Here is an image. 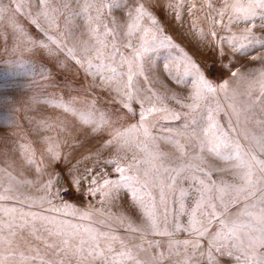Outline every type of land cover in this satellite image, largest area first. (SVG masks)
<instances>
[{
	"label": "snow or ice",
	"instance_id": "obj_1",
	"mask_svg": "<svg viewBox=\"0 0 264 264\" xmlns=\"http://www.w3.org/2000/svg\"><path fill=\"white\" fill-rule=\"evenodd\" d=\"M40 6L35 15L26 13L37 29L34 36L14 15L8 17L23 44L20 50L55 67L72 62L85 79L91 78L89 90L98 87L109 94L112 109L98 111L92 104L79 113L74 127L83 139L77 138L66 153L65 142L53 143L50 137L44 138L47 147L40 160L30 145L16 149L23 150L25 171L36 177L21 176L18 183L38 185L44 195L18 197L11 183L0 191V201L21 206L0 207V264H224L225 259L228 264H264V118L256 121L258 133L239 128L248 109L236 104L237 97L247 96L251 105L257 86L264 104V71L257 79L236 67L248 56L264 60L253 55L256 48L264 49V0H223L218 7L208 3L215 15H206L207 30L197 29L193 20L182 46L157 12H171L173 19L182 20L184 3L75 0L73 6L70 0L59 5L40 0ZM187 7L194 14L195 4ZM24 8L22 0H15L16 12ZM105 8L111 16L108 23ZM113 9L120 10L119 18ZM8 10L0 6V22ZM79 16L88 24L90 39L70 46L72 19ZM61 17L64 29L57 23ZM163 46L177 55L161 72L148 54ZM45 74L51 82L53 72ZM222 111L228 116L226 125L219 119ZM181 120L182 128L154 134L161 122ZM13 126L20 125L14 120ZM158 140L172 144V150L161 151ZM122 150L125 155H119ZM212 156L231 166H205ZM173 157L195 163H165ZM214 172L219 180L213 179ZM229 173L232 183L224 179ZM8 179H14L10 173ZM241 200L246 202L243 208L230 211ZM252 200L260 205L258 212ZM116 206L128 217L106 210ZM113 223L126 234L117 235ZM25 231L43 243V250L32 246ZM149 235L166 238V243L149 240Z\"/></svg>",
	"mask_w": 264,
	"mask_h": 264
},
{
	"label": "rangeland",
	"instance_id": "obj_2",
	"mask_svg": "<svg viewBox=\"0 0 264 264\" xmlns=\"http://www.w3.org/2000/svg\"><path fill=\"white\" fill-rule=\"evenodd\" d=\"M25 3V8L21 12L15 11V0H0V6H7L8 12L6 13L3 22H0V191L8 187L11 183L16 195L18 197H33L39 198L44 193L39 190L38 185L18 183L21 176L27 180H35L34 175H29L25 169L28 167L26 160L23 159L21 151L16 149L20 145L31 146L35 149V157L37 160L41 159L40 152L45 150L47 145L44 143V138L50 137L51 141L55 143L57 140L65 142L63 145V152H68L69 146L77 143V138L82 140L83 136L79 134L78 125L79 113H82L88 105L95 104L97 110H103L105 107L111 111L112 101L109 94L101 88H94L89 90L90 77L85 79L84 72L81 70L77 72L76 68L72 66V62L68 65H61L55 67L51 65L47 60L43 58H37L30 56L27 52H22L20 49L23 47L21 39L18 34L14 33L12 25L8 22V17L15 16L20 26L33 36L37 34V29L31 23L27 16V12L31 11L35 15L38 11L42 10L40 6V0H22ZM50 4L59 5L62 0H48ZM75 6V0H70ZM85 0H80L83 4ZM90 3H107L108 0H88ZM131 2V0H130ZM144 3H152L153 0H143ZM162 3H184L181 15L182 20L177 18L173 19V13L164 10H159L157 15L164 22L167 28L168 34L173 37L174 41L178 45H183V36L187 35V29L192 24L193 20H196V27L204 28L207 30L208 21L205 19L206 15H215L214 12L209 11L207 8L208 3H212L214 7H218L223 3V0H161ZM195 4L194 14L188 11L187 5ZM28 5H31L29 7ZM105 23H108L111 19L107 8L103 10ZM95 16V11H93ZM112 14L117 18L121 16V12L118 9H113ZM219 19V17H217ZM59 27L64 29L65 23L63 17L57 21ZM224 23H227V16L224 18ZM235 30V29H234ZM55 31V28H53ZM72 36L70 38L71 44L79 45L80 41H88L89 30L88 24L83 16L74 17L71 24ZM217 31H221V26H217ZM151 57L153 65H158L160 71H163V64L171 57H175L177 52L167 46L157 48L154 53L148 54ZM207 55V54H205ZM253 55L264 56V49L256 48ZM119 60V57H117ZM42 64L46 66L42 67ZM241 72L253 73L255 78H259L260 71H264V60H253L251 56H248L242 61L240 65H236ZM47 70L52 71L51 82L47 75H41L46 73ZM227 77L228 73H224ZM143 79L142 77L140 78ZM243 86L241 91H243ZM252 103L248 104L249 97H237L236 104L239 107L247 106L248 114L247 119L244 116L241 117L239 128L247 127L250 131L255 129L259 132V125L256 121L264 118V104L261 103V98L258 90V86L253 90ZM222 104H226L221 96ZM169 107H176L174 102H166ZM67 107V111L65 110ZM73 110H76L74 114ZM230 111V110H229ZM222 124H227L228 116L222 111L219 116ZM234 119V118H233ZM19 123V127H10L13 121ZM46 122V123H45ZM184 121H163L159 128L155 130V135H167L168 129L173 131L182 128ZM39 126V134L37 127ZM158 144L161 146V151L168 152L172 150L173 145L164 140H158ZM85 152L86 150L82 149ZM130 158L131 151L126 153ZM137 154L140 155L139 150ZM112 155H117V150H112ZM119 155H125V151H120ZM175 161L166 160V164H172ZM193 162L190 159L187 161H175L179 163ZM212 167H230V162L218 158L208 157L206 159L205 166ZM35 166L33 165V168ZM6 170V171H3ZM8 173L14 178L9 181ZM219 174L213 173V179L219 180ZM224 179L228 183H232L231 174H227ZM187 188V184L181 185ZM179 197L177 196V199ZM87 199V198H85ZM191 197L186 200V203L191 204ZM255 204L254 211H259L260 205L256 200L250 201ZM59 204L60 202L54 201ZM92 203H96L95 199ZM246 202L241 200L239 204L233 205L230 211H235L238 208H243ZM79 207V201L76 202ZM99 206V205H97ZM0 207H21L13 200L0 201ZM25 211L36 210L29 209L27 206H23ZM171 209V204L169 205ZM178 207V205H177ZM112 216L128 217V213L121 207H111L106 209ZM3 217L0 216V219ZM186 221V218H184ZM38 223V222H37ZM94 227L102 226L93 225ZM115 233L119 236H124L125 229L120 227L119 224L113 223ZM24 237L32 240L33 247H40L43 250V243L40 240H35L29 237L27 231L24 232ZM183 238V237H182ZM147 239H161L166 243V238L153 237L149 235ZM136 242H139L137 235ZM183 251V249H181ZM175 261L176 257L172 258ZM195 259V258H194ZM224 264H228L225 259Z\"/></svg>",
	"mask_w": 264,
	"mask_h": 264
}]
</instances>
